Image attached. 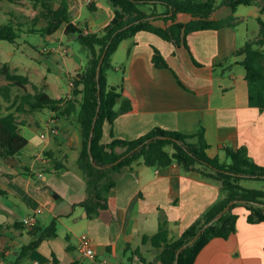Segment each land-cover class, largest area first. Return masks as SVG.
<instances>
[{
	"label": "crops",
	"instance_id": "obj_1",
	"mask_svg": "<svg viewBox=\"0 0 264 264\" xmlns=\"http://www.w3.org/2000/svg\"><path fill=\"white\" fill-rule=\"evenodd\" d=\"M67 1L72 22L85 33H101L114 17L112 6L103 0H91L94 10H90L88 0ZM249 7H253L248 12L250 17L264 21L258 3ZM239 8L234 15L239 25L193 32L187 36L188 47H176L148 31L124 40L111 61V70L121 73V78L109 84L119 86L123 81V96L133 108L112 125L105 123L102 142L110 143L111 133L132 141L155 128L185 134L203 129L211 156L223 160L226 148L245 147L249 157L264 167V111L250 106L245 55L238 53L258 37L259 31L250 39L249 30H241L245 17L239 14ZM158 10L162 12L163 8L159 6ZM231 15L228 6L219 5L212 19ZM165 17L151 18L152 24L167 28L173 21ZM191 20L187 13L177 15V22ZM155 49L161 52L167 67L154 64ZM67 58L72 69L68 71V98L63 106L74 99L71 80L86 69L80 58ZM109 71L108 82L112 78ZM49 88L55 94L48 93L52 98H63L60 87ZM51 120H55L58 132L42 139L45 145L37 156L22 151L14 165L0 157V264H54V258L58 264H88L80 259L83 234L89 235L96 251L93 264H160L158 251L149 243L143 244V236L156 233L159 221L167 219L170 238H177L222 198L219 185L197 173H184L177 164L158 169L138 163L120 175L109 194L108 209L90 218L79 206L86 196V180L77 165L82 148L77 114L66 118L52 112L46 124L36 121L34 115L33 123L41 124L46 132ZM46 151L53 157L44 156ZM54 159L62 160L66 169L54 171ZM234 213L238 215L236 232L228 239H212L194 264H264V223L250 224L249 211L243 206L235 208ZM33 215L36 224L25 226L23 219ZM53 220L58 223V236L42 241L27 257L22 255L23 247L37 239L40 228ZM127 245L130 247L125 252ZM135 250L139 255L133 253Z\"/></svg>",
	"mask_w": 264,
	"mask_h": 264
},
{
	"label": "trees",
	"instance_id": "obj_2",
	"mask_svg": "<svg viewBox=\"0 0 264 264\" xmlns=\"http://www.w3.org/2000/svg\"><path fill=\"white\" fill-rule=\"evenodd\" d=\"M0 1H8L13 4L28 1L41 6L42 10L38 17H44L48 24L36 32L51 36L63 29L67 38L83 34L76 40L89 51L85 71L72 79L71 89L74 99L69 100L65 106H63L64 98H52L46 91L37 90L35 93H30L26 87L29 83L27 76L13 73L7 65L2 68L7 83L0 85V96L10 105L7 107V113L1 115L2 105L0 104L1 158L13 165L17 164V156L29 144L28 139L22 134L23 124L17 113L48 109L60 117L69 118L77 114L82 136V148L77 165L86 180V196L79 206L88 212L90 218H97L102 211L108 209L109 194L116 186L120 175L133 170L138 163L158 169L177 164L184 173H197L203 179L219 185L222 198L210 206L177 238H170L167 219L159 221L156 233L143 236V244L149 243L158 251L157 258L160 264H175L177 251L234 200H242L244 203L233 205L218 221L209 226L191 246L180 253L177 264H194L200 252L212 239H228L233 235L236 232L238 220L234 209L239 206H243L249 211L247 220L250 224L264 223V206L253 204H264V190L248 188L241 184L243 180L264 181V167L259 166L249 157L245 147L236 150L230 147L225 149L226 157L231 162L223 161L218 155L211 156L208 153L210 145L205 139L203 129L194 134H185L179 131L155 128L148 134L132 141L116 138L111 133L112 141L110 143L102 142L105 123L108 122L112 125L120 115L133 108L129 99L123 96V81L119 86H112L107 78V72L112 67V55L124 40L133 38L140 31H148L173 43L176 47L182 44L188 47L187 36L193 32L237 25L239 20L234 15L240 6L258 3L261 12L264 13V0H222L219 5L228 6L232 11L231 16L223 19H212L219 7L217 0H108L114 10V17L101 33H85L83 28L75 25L72 22L67 0H59V6L54 5L55 0ZM159 6L163 8L162 12H159ZM89 8L94 10V4L91 3ZM171 13L172 15L169 16ZM180 13L191 15L193 20L188 23L177 22V15ZM160 15H166L165 19L172 20L173 23L167 28L154 26L153 20L149 18ZM138 21L139 23H136ZM258 22L260 24L258 37L248 41L238 53L245 55L243 65L246 69V80L249 86L250 106L264 111V21L258 18ZM125 27L127 28L122 30ZM21 32L13 24L0 25V41L15 43ZM111 40L98 84L97 66L106 45ZM153 62L157 67H167L165 59L157 49L153 54ZM14 87L24 89L25 94L17 95L11 101ZM99 98L101 107L92 136L91 153L94 163L102 168L93 164L89 152V139L99 106ZM118 104H120L119 108H117ZM14 107L16 110L13 111ZM141 145H143L141 148L120 163L106 168ZM46 155L50 158L53 157L50 152H46ZM53 169L61 171L66 169V166L62 160L54 159ZM2 229L3 225L0 224V235ZM57 236L58 223L53 220L47 227L40 228L37 239L23 247L22 255L27 257L42 241ZM129 247V245L126 246L125 252ZM138 252L133 251L139 255ZM141 260L146 262L142 256ZM54 264H58L57 258H54Z\"/></svg>",
	"mask_w": 264,
	"mask_h": 264
},
{
	"label": "rangeland",
	"instance_id": "obj_3",
	"mask_svg": "<svg viewBox=\"0 0 264 264\" xmlns=\"http://www.w3.org/2000/svg\"><path fill=\"white\" fill-rule=\"evenodd\" d=\"M103 1L105 4H110L108 0ZM221 2L222 0H217L218 5L221 4ZM57 3H59V0H55L54 5H58ZM252 8L253 7L249 6H241L239 8V14L245 17V21L241 23L240 28L241 30H249L250 39L253 38L256 32L260 31L258 21L248 15V12ZM41 10V6L28 1L19 4L0 1V25L10 23L22 31L15 43L0 41V85L7 83L2 73V68L7 65L13 73H18L29 78V83L26 87L30 93L43 90L54 96L55 94L49 88L50 85H53L57 89L60 87L61 90H58L62 92L63 98L67 99L68 94L65 92L68 90V71L72 69V64L69 62L67 56L69 55V58L74 57L76 61L80 58L86 68L89 59V51L78 40L68 41L63 29L51 36L38 31L36 32V30H41L48 24L44 17H38ZM60 41L63 43V46L60 45ZM44 48H46V50H44ZM53 53L55 56L59 55V57H54ZM55 71H57L58 74H56ZM113 72L114 70L110 69L109 73L112 78L109 83L113 81L117 83L121 78V73L115 74ZM23 94H25L24 89L14 87L12 89L11 101H13V98L17 95ZM0 104L2 105L1 115H5L10 103L6 102L3 97L0 96ZM26 108L28 110V107ZM117 108H119V106ZM14 110H16V107L13 108V111ZM17 114L19 120L23 124L22 134L29 141V146L26 147L23 153L25 155L37 156L45 145V142L41 138V134L45 133V131L41 124H38V126L34 125V115L36 116V121L39 120L46 124L52 115V111L45 109L31 112L28 110ZM46 152L43 153L44 156ZM223 160L231 162L226 156H224ZM75 163L76 162H72V165H75ZM241 184L248 188L264 190V181L243 180ZM45 217L46 216L43 215L42 219ZM43 223L46 225V222Z\"/></svg>",
	"mask_w": 264,
	"mask_h": 264
},
{
	"label": "water",
	"instance_id": "obj_4",
	"mask_svg": "<svg viewBox=\"0 0 264 264\" xmlns=\"http://www.w3.org/2000/svg\"><path fill=\"white\" fill-rule=\"evenodd\" d=\"M169 15H172L169 14ZM151 18H154V17H151ZM149 18V19H151ZM136 23H139L136 22ZM128 27V26H127ZM127 27L123 28L122 30H125ZM118 33V32H117ZM116 35V34H115ZM83 36V34H80V35H73L72 37L75 39L76 37H79L81 38ZM114 37V36H113ZM112 40L106 45L102 55H101V58L99 60V63H98V66H97V70H96V79H97V82L99 84L100 82V73H101V68H102V65L104 63V60H105V57L108 53V49L110 47V44H111ZM99 97H100V88H99ZM100 107H101V100L99 98V106H98V109H97V114H96V117L94 119V122H93V127H92V130H91V135H90V139H89V152H90V159L91 161L93 162V164L95 166H97L95 163H94V158H93V155L91 153V146H92V136H93V133H94V129H95V125H96V122H97V117H98V114H99V111H100ZM150 141V140H149ZM143 145L139 146L138 148L134 149L132 152L128 153L127 155L123 156L122 158H120L119 160H117L116 162H114L113 164H110L108 166H106V168H111L112 166L120 163L123 159L127 158L129 155H131L132 153L136 152L139 148H141ZM99 167V166H97ZM99 168H102V167H99ZM239 203H244V201L242 200H234L232 202H230L223 210L222 212H220V214L214 219L212 220L211 222H209L208 224H206L197 234L194 238H192L188 243H186L185 245H183L178 251H177V255H176V261H175V264L178 263V259H179V256H180V253L187 247L191 246L200 236L201 234L211 225H213L216 221H218L225 213H227L233 205L235 204H239ZM255 205H258V206H264V204L262 203H253Z\"/></svg>",
	"mask_w": 264,
	"mask_h": 264
},
{
	"label": "built area",
	"instance_id": "obj_5",
	"mask_svg": "<svg viewBox=\"0 0 264 264\" xmlns=\"http://www.w3.org/2000/svg\"><path fill=\"white\" fill-rule=\"evenodd\" d=\"M87 3L91 4V0H88ZM44 50H46V48H44ZM54 124L55 120H51L50 123L46 125V132L41 135L42 139H45L48 135L53 136L57 134L58 130ZM37 213H41V210H38ZM36 222L37 219L34 215L23 219V224L27 227L34 226ZM79 253L80 259L88 261V264H93L96 261V251L88 234H83L80 238Z\"/></svg>",
	"mask_w": 264,
	"mask_h": 264
}]
</instances>
